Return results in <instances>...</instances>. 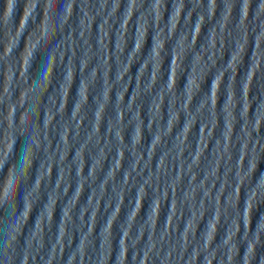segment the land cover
Instances as JSON below:
<instances>
[{
	"label": "water",
	"instance_id": "obj_1",
	"mask_svg": "<svg viewBox=\"0 0 264 264\" xmlns=\"http://www.w3.org/2000/svg\"><path fill=\"white\" fill-rule=\"evenodd\" d=\"M148 0H0V264H127Z\"/></svg>",
	"mask_w": 264,
	"mask_h": 264
}]
</instances>
